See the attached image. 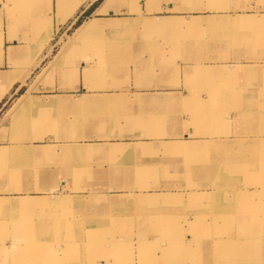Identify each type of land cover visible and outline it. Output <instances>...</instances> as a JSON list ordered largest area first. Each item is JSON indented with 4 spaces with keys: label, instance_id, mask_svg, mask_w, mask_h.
<instances>
[{
    "label": "crops",
    "instance_id": "0c3cea01",
    "mask_svg": "<svg viewBox=\"0 0 264 264\" xmlns=\"http://www.w3.org/2000/svg\"><path fill=\"white\" fill-rule=\"evenodd\" d=\"M102 1L90 9L94 20L145 18L152 29L174 36L107 39L103 44L112 46L106 50L111 66L104 72L81 60L66 86L64 81L46 82L47 70L33 89L23 90L36 100L7 108L0 102V149L10 159L0 192L12 195H0L9 199L0 200V210H14L16 216L48 211L57 199L44 195L54 188L125 191L127 182L110 175L144 173L163 143L180 142L185 148L244 139L239 121L246 114L229 116L227 111L264 109L259 104L264 99V0H111L106 12L97 13ZM76 10L58 20L62 15L52 0L48 17L63 29L82 12ZM85 52L89 56L92 51ZM22 76L16 74L14 80ZM12 82L8 90L21 86ZM208 110L222 112L210 120ZM13 122L14 134L22 131L21 122L25 126L20 137L9 133ZM255 145L264 147V139L257 138ZM259 174L249 171L255 176L249 184L260 185ZM14 201L19 202L9 203ZM114 201L110 204L119 203Z\"/></svg>",
    "mask_w": 264,
    "mask_h": 264
},
{
    "label": "rangeland",
    "instance_id": "374dc122",
    "mask_svg": "<svg viewBox=\"0 0 264 264\" xmlns=\"http://www.w3.org/2000/svg\"><path fill=\"white\" fill-rule=\"evenodd\" d=\"M12 1L0 0V5L4 4L0 7V36L4 50L13 46L16 54L9 62L5 51L0 53V76L11 75L14 78L16 74H21L23 80L12 82L21 86L17 89L11 87L4 95L0 101L4 108L17 102L20 94L29 97L28 100H36L23 90L27 86L28 91L33 89L47 70L46 82L64 81L65 86L70 83L71 73L81 60L91 63L98 72H104L107 65L111 66L106 50L112 46L103 44L107 39L174 36L169 31L152 29L145 18L123 19L118 23L94 20L90 9L100 0H85L76 10L77 14L82 11L78 18L73 24L69 19L63 29L54 27L52 16L48 17V12L51 15L52 0L50 3L38 0L37 11L33 8L37 5L36 0ZM23 8L26 12L21 11ZM84 22L90 23L92 29L80 33L78 26ZM121 25L124 29L120 28ZM8 35L16 42L9 41ZM72 39L78 40L75 46L70 44ZM88 49L92 51L89 56L83 54ZM261 100L259 104L264 105V99ZM205 112L212 120L211 115L219 111ZM227 113L229 116L232 113L246 114V119L239 121L242 134L246 136L234 141H204L209 146L196 155L202 156V161L195 156L185 157L178 151H171L174 154H170L164 150L169 143H163L161 151L155 153L158 158L149 163L144 173L110 175L114 181L123 179L127 182L130 188L125 191L54 188L44 195L45 199L55 198L58 201L48 208L45 206L48 211L34 213L33 216L30 212L26 216V211H19L20 216H16L14 210H0V264H264V248L244 249L242 243L236 248L226 249L230 250L226 255L230 260L225 259L226 262L211 255L216 254L217 233L227 238L232 234L227 233L229 230H238L235 218L240 213L252 210L253 213L246 217L263 219L258 223L264 230V181L260 179V185L248 182L255 177L248 175L249 171H260L259 177H264V169H259L264 163V147L255 145L257 138L264 139V109ZM248 116H254V119L249 120ZM254 125L256 130L252 128ZM7 126L8 123L5 124ZM24 127L21 122L19 130L23 131ZM16 128L13 122L10 130H6L13 133V137H20L22 131L19 134L13 132ZM223 145L226 146L224 150ZM243 146L249 148L243 149ZM220 151L229 155L218 156ZM9 161L4 152L0 154V179ZM129 164L133 166L131 170H136V163L129 161ZM145 185L151 186L140 188ZM252 191L255 193L249 194V204L243 199L238 200L239 193ZM9 192L3 190L0 195L10 197ZM0 200L9 199L1 197ZM111 200L119 203L110 204ZM17 202L9 203L15 206ZM177 238L185 248L181 252L171 247ZM187 240L185 247L183 243ZM199 247L207 254L203 258L200 257L203 254L199 252ZM163 253L170 258L177 254V259H171L170 263L161 261ZM240 255L244 257L238 258Z\"/></svg>",
    "mask_w": 264,
    "mask_h": 264
},
{
    "label": "bare ground",
    "instance_id": "6f19581e",
    "mask_svg": "<svg viewBox=\"0 0 264 264\" xmlns=\"http://www.w3.org/2000/svg\"><path fill=\"white\" fill-rule=\"evenodd\" d=\"M13 1L15 3L18 0H13ZM84 1L85 0H70L68 2V0H55L54 3H55V7L57 9L58 15H62V17H60V18L58 17V20L59 19L63 20L64 18L67 17L66 15L73 14L74 11L78 8V6H80ZM110 2H111V0H103L101 5L99 6V8L96 10V12L97 13L106 12L107 11L106 7H107L108 3L110 4ZM36 3H37V5H34V7H33L35 11L38 8V5L40 4V2L38 0H36ZM2 5H4V4H1L0 7H2ZM32 5H33V3H32ZM6 8L8 9L9 7L6 6ZM21 11L26 12V10L24 8L21 9ZM136 11L138 12V9ZM34 22H36V20ZM250 22H251V19H250ZM27 25H28V23H27ZM242 25H244V24L242 23ZM78 29H80V33L81 32H88V31H90V29H92V25L90 23H88V22H84L80 26H78ZM46 38L47 37H45V39ZM8 40H15V38H11L8 35ZM45 42L46 41H44V43ZM11 48H12V51H11ZM3 51H5V50H4V46H3L2 42H1V36H0V53H2ZM4 53H5V56L8 58L9 61L14 60L13 58H14V55L16 53L13 50V47H7L6 51ZM0 56H1V54H0ZM12 81H14V78L11 75L0 76V98L3 97L6 94V92L8 91V88H9V86H10ZM6 82H7V86L5 85ZM28 98L29 97H27V99H26V97L21 95V96H19L17 98L18 99L17 102H19V104H20V103H24V102H27V101H31V100H28ZM80 103L82 104V102H80ZM207 146H209V144L208 143H206V144L204 143L200 147H198L197 145H191V147H185L184 148L182 146V144L180 142H178V143H172L170 145L164 146V150L166 149L169 152L178 151V152H181V155H184L185 157L190 158V156H195L198 159L200 158L201 161H202V156H196V155L200 154L202 151H204ZM212 147H214V146H212ZM216 147H218V145H216ZM224 147H226V146L223 145V148H222L223 150H224ZM248 148H249L248 146H245V147L243 146V149H248ZM4 151L5 150L0 149V154H2ZM217 155L218 156H226L227 157L229 154L228 153L223 154L222 151H220ZM260 166H261L260 167L261 169H264V163H263V165H260ZM261 179H262L261 181H264V177H262ZM250 193L254 194L255 192L252 191V192H241V193H239L237 195V197L239 198L238 200L243 199V201L248 202L247 200L251 199V197L249 195ZM71 201L73 202V200H71ZM0 203H2V202H0ZM240 214L243 215V217L241 215H239L238 217L235 218V220L238 221V222H236V226H238V230H235V231H233L232 229L229 230L227 233L230 234V232H231L232 234L227 236V238L223 237V235H219L221 233H219V234L217 233L218 241H217L216 244L218 246H216L217 247L216 251H215L216 254L215 255L211 254V255L213 257H216L219 261H225V259H228V258L230 260V257L226 256L228 251H230V250H226V249H228L229 247H232V246L234 248H236L241 243L243 244L244 249L245 248L252 249L255 246H257L259 248H264V230H263V227L258 223L260 221H263V219L253 218V217H249V218L246 217V216L250 215L249 212H243V213H240ZM223 233H225V232H223ZM167 236H169V235H167ZM174 237H176V235H174ZM185 242L186 241H184L183 245L186 244L185 245V247H186L187 244H188V240H187L186 243ZM210 246H212V245H210ZM171 247H172V249H177V252H181V251H183L185 249L182 246V242H181V240H179V238L175 239L174 245L171 246ZM234 250L238 251L237 249H234ZM199 252L203 254V255H200V257H202V258H203V256L207 255V254L205 255L204 251L200 247H199ZM209 253L210 252H208V255H209ZM176 255L177 254H174L172 256V258H170L169 255H167L166 253H163L161 261L170 263L171 259H177ZM243 257H244V255H240L238 258H243ZM233 259L235 260V258H233Z\"/></svg>",
    "mask_w": 264,
    "mask_h": 264
}]
</instances>
